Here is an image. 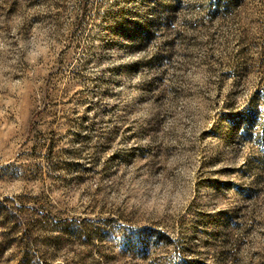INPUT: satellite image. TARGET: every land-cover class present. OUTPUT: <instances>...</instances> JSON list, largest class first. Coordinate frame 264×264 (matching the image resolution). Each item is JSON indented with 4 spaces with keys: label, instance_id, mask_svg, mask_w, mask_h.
Instances as JSON below:
<instances>
[{
    "label": "rangeland",
    "instance_id": "obj_1",
    "mask_svg": "<svg viewBox=\"0 0 264 264\" xmlns=\"http://www.w3.org/2000/svg\"><path fill=\"white\" fill-rule=\"evenodd\" d=\"M0 264H264V0H0Z\"/></svg>",
    "mask_w": 264,
    "mask_h": 264
}]
</instances>
